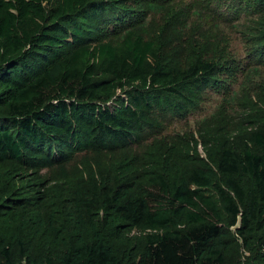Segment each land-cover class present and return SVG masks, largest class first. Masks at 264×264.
<instances>
[{
  "label": "trees",
  "instance_id": "obj_1",
  "mask_svg": "<svg viewBox=\"0 0 264 264\" xmlns=\"http://www.w3.org/2000/svg\"><path fill=\"white\" fill-rule=\"evenodd\" d=\"M105 2L0 0V180L10 181L0 257L9 261L14 247L27 256L36 236L49 264H225L239 237L264 264V105L219 108L189 136L138 142L168 114L163 101L196 107L219 64L202 53L184 66L164 60L140 22L99 41ZM258 24L264 40V14ZM113 151L125 156L91 182L74 183L63 166L70 186L60 207L43 170Z\"/></svg>",
  "mask_w": 264,
  "mask_h": 264
},
{
  "label": "rangeland",
  "instance_id": "obj_2",
  "mask_svg": "<svg viewBox=\"0 0 264 264\" xmlns=\"http://www.w3.org/2000/svg\"><path fill=\"white\" fill-rule=\"evenodd\" d=\"M103 1H106L107 11L103 15L105 22L97 32L99 34H96L99 41L115 42L123 34V22L133 25L140 22L144 26V36L155 42L164 60L184 66L195 55L202 53L219 64V73L212 86L205 88L196 107L177 109L174 101H163L162 105L168 114L159 111V128H146L138 142L158 140L167 143L176 134L189 136L196 133L199 127L209 125L210 115L219 108L224 110L237 106L235 114L238 115L242 113L238 106L240 103L256 100L259 105H264V40L261 39L258 24V18L264 14V0ZM148 4L156 5V9L152 10ZM221 49L225 51L222 53ZM229 56L232 63L226 67L223 61ZM233 65L235 68L230 71ZM228 75L231 77L228 78ZM215 79L226 81L218 86ZM116 95L115 100L123 96L121 92ZM196 137L199 138L198 135ZM128 148L132 149L133 154L141 151L136 143ZM120 153L113 151L103 156L95 152L83 153L76 159L71 158L65 165L43 170L44 183H49L53 188L61 207L66 203V189L70 186L61 177L63 166H67V171L76 180L74 183L91 182L98 178L102 167L109 166L111 161L121 155L125 156L123 152ZM200 153L203 154V150ZM2 173L1 167L0 176ZM23 183L17 176L12 180V184L20 191L26 188ZM5 186L10 187V181L3 178L0 180V197ZM231 229L234 231V227ZM129 235L135 237L132 243L139 245L140 231L134 230ZM126 245L123 241L118 243L119 255H123ZM40 246L38 237H30L25 249L27 256L14 247L11 259L5 261L0 257V264H49L40 255ZM133 253L135 255V250ZM225 264H258V255L253 247H246L243 240L237 237L225 254Z\"/></svg>",
  "mask_w": 264,
  "mask_h": 264
}]
</instances>
